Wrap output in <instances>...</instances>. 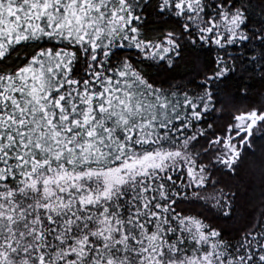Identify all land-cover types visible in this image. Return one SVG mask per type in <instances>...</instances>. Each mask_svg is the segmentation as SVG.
Wrapping results in <instances>:
<instances>
[{
  "label": "snow or ice",
  "instance_id": "6c2138e0",
  "mask_svg": "<svg viewBox=\"0 0 264 264\" xmlns=\"http://www.w3.org/2000/svg\"><path fill=\"white\" fill-rule=\"evenodd\" d=\"M0 0V264H264V0Z\"/></svg>",
  "mask_w": 264,
  "mask_h": 264
},
{
  "label": "trees",
  "instance_id": "16d2710c",
  "mask_svg": "<svg viewBox=\"0 0 264 264\" xmlns=\"http://www.w3.org/2000/svg\"><path fill=\"white\" fill-rule=\"evenodd\" d=\"M253 5L256 7V11H259L258 0H253ZM247 86L248 96L247 98H240L239 103L241 105L258 103L264 99V81L259 79V73L257 72L256 76L249 78L245 76L242 87Z\"/></svg>",
  "mask_w": 264,
  "mask_h": 264
}]
</instances>
